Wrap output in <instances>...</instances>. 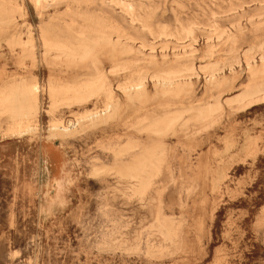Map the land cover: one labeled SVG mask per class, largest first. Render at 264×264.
I'll return each instance as SVG.
<instances>
[{"label":"rangeland","instance_id":"obj_1","mask_svg":"<svg viewBox=\"0 0 264 264\" xmlns=\"http://www.w3.org/2000/svg\"><path fill=\"white\" fill-rule=\"evenodd\" d=\"M121 1L133 3L138 16L136 48H145L132 78H145L148 97L130 98L119 88L131 77L112 81L121 103L114 118L51 139L53 121L72 129L85 110L48 112L44 94L36 129L20 139L0 120V264H264V101L235 102L264 82L245 59L252 53L260 67L264 0ZM18 3L25 15H16L10 31L25 40L33 32L37 62L21 63L20 50L1 36L0 74L8 77L0 87L31 70L41 85L82 81L41 60L39 27L50 17L79 5L128 27L111 0H57L43 14L31 0ZM230 32L235 44L226 41ZM177 58L194 71L178 80L180 89L165 92L153 77ZM209 106L219 109L196 121ZM176 113L181 119L165 134L143 130ZM150 150L158 168L139 195L120 170Z\"/></svg>","mask_w":264,"mask_h":264},{"label":"bare ground","instance_id":"obj_2","mask_svg":"<svg viewBox=\"0 0 264 264\" xmlns=\"http://www.w3.org/2000/svg\"><path fill=\"white\" fill-rule=\"evenodd\" d=\"M31 1L36 10L43 14L51 3L57 0ZM111 2L120 8L123 18L121 20L127 23V28L117 20L118 17L94 15L87 8L81 9L79 5L41 23L38 38L41 41L43 63L64 67L65 70H60L59 74L67 73L82 81L63 85L56 80H49L46 85H41L33 70L14 75L18 76V79L0 87V120L6 118L10 123L9 136L20 139L36 129L42 109L41 96L44 94L49 100L48 112H55L62 107L74 105L85 110L76 124H72V129L66 128L60 121H53L50 128L52 134L49 139L68 134L72 130H77L79 125H86L85 123L98 124L114 118L121 108V103L115 96L112 81L126 80L131 77L129 83L119 88L130 98L145 100L148 97L145 78L143 76L137 79L132 78L135 57L144 54L143 48H145L143 43L142 47L136 48L138 16L135 6L133 3H125L121 0H111ZM17 14L20 17L25 15L18 0L0 2V37L7 34L5 39L7 47L11 50L18 48L20 50L19 61L22 63L30 59L33 67L37 62L36 39L33 32L29 29L25 40L10 31L17 26ZM226 41L235 44L238 37L230 32L227 34ZM150 58L151 63H158L156 57L150 56ZM163 58L166 61L165 56ZM180 59L182 58H177L178 61H175L168 71L153 77L155 86L165 88V92L180 89L182 84L178 80L184 78L186 73L194 71L191 66H187L186 62H180ZM245 59L254 78L264 76V55L260 57V67L255 62L252 53L245 54ZM106 63L110 65L109 70L105 66ZM51 73H56V71L51 70ZM0 75H2L0 80L8 77L4 74ZM209 81L212 83L218 81L213 68ZM99 98H103L101 109L98 105ZM263 101L264 82L252 85L235 102L240 105H249ZM91 102L94 108L87 109ZM218 109L219 106H209L198 110L194 119L198 122H205L211 119L213 112ZM181 117L180 113H176L155 119L150 121L143 130L158 135L165 134L174 128ZM131 148L132 145H129L124 151ZM157 155L155 150L145 151L136 157L132 165L120 170L121 176L136 181L134 188L139 195H143L151 186L153 173L158 168Z\"/></svg>","mask_w":264,"mask_h":264}]
</instances>
